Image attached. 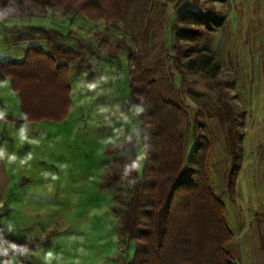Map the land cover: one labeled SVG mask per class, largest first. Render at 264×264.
Listing matches in <instances>:
<instances>
[{
    "label": "rangeland",
    "instance_id": "374dc122",
    "mask_svg": "<svg viewBox=\"0 0 264 264\" xmlns=\"http://www.w3.org/2000/svg\"><path fill=\"white\" fill-rule=\"evenodd\" d=\"M177 1L138 0L127 20L115 24L62 10L49 9L40 21L0 13L9 25H1L6 28L8 47L22 43L18 39L20 26L14 25L19 21L58 29L64 34L61 41L83 50L70 64L72 106L66 120L41 121L35 124L36 129L25 128L20 134L15 172L21 176L14 179L10 208H2L0 215L15 239L6 241L12 264H127L132 258L134 244L121 230L124 204L116 199L115 187L105 184L109 165L127 153L108 151L117 145L134 140L140 172L145 162L143 108L132 97L130 51L142 58L165 92L183 103L188 152L200 133L213 142L208 172L214 191L223 198L227 222L234 232L228 244L233 261L264 264V78L258 83L252 78L246 50L237 53L233 67L225 66L224 35L219 32L210 40L211 51L223 66L217 77L177 68L172 33L173 25L179 23L176 12L204 11L210 5L202 9L203 0H182L179 10L175 8ZM23 41L40 43L47 49L42 37ZM18 56L19 49L7 52L0 38V59ZM7 83L10 85L9 79ZM258 91L255 101L262 112L257 115L260 121L254 123L255 116L243 100L247 102L248 95ZM226 110L240 124L230 120L231 124L222 125L220 116H225ZM228 125L238 135L242 151L233 191L226 181L231 166ZM121 193L127 195L129 190L124 187ZM29 245H33L32 250Z\"/></svg>",
    "mask_w": 264,
    "mask_h": 264
},
{
    "label": "trees",
    "instance_id": "16d2710c",
    "mask_svg": "<svg viewBox=\"0 0 264 264\" xmlns=\"http://www.w3.org/2000/svg\"><path fill=\"white\" fill-rule=\"evenodd\" d=\"M137 1L0 0V13L20 19L45 17L49 9L62 10L95 22L115 24L127 20ZM181 5L182 0H178L175 8ZM180 11L176 12L179 23L172 27L177 68L187 67L190 72L217 77L223 66L206 44L213 30L223 24L224 16L213 3L204 11ZM14 25L20 26L19 40L42 37L47 49L32 43L22 58L0 61L1 77L10 78L27 121L63 122L72 106L70 64L83 50L61 41L64 34L58 29L19 21ZM183 56L187 58L184 62ZM127 59L132 97L143 108L145 162L140 172L135 142L130 140L108 150L127 153L111 163L105 175V184L115 187L116 199L124 204L121 230L134 244L127 264H236L228 249L234 232L227 222V208L222 196L214 191L208 172L212 140L200 133L188 152L183 103L178 96L164 91L136 52H128ZM225 114L220 116L222 125L232 121L240 124L232 120L228 110ZM233 133L232 125H228L226 143L231 166L226 181L232 191L242 166L238 135ZM124 187L129 194L121 193ZM0 236L4 241L15 240L1 225ZM27 248L32 250L33 245Z\"/></svg>",
    "mask_w": 264,
    "mask_h": 264
},
{
    "label": "crops",
    "instance_id": "0c3cea01",
    "mask_svg": "<svg viewBox=\"0 0 264 264\" xmlns=\"http://www.w3.org/2000/svg\"><path fill=\"white\" fill-rule=\"evenodd\" d=\"M205 9L209 4L213 3L217 12H220L224 16V22L221 26L213 30L212 35L208 41L210 42L209 49L212 50L211 39L213 40V34L223 33L224 35V50L226 51L225 66L233 67L234 57H236L239 51H248L249 71L252 78L258 83L263 81L264 78V0H203ZM207 4V5H206ZM202 5L199 7L201 8ZM34 20H41L44 17H33ZM1 19V18H0ZM8 27L7 22L0 20V38L3 41V48L9 51V49H19L21 56L5 58L6 61L11 58L20 59L24 56L25 49L31 45L25 44L23 40H19L22 43L8 47L4 41L6 39L3 26ZM33 24V23H31ZM39 25L37 23H34ZM44 26V25H43ZM52 28V27H51ZM8 40L6 39V42ZM236 62V60H235ZM222 63V62H221ZM249 74V72L247 71ZM1 75V74H0ZM251 78V77H248ZM9 77L2 78L0 76V215L2 208H7L10 199H12L11 188L14 183V179L21 175L16 173L18 168V145L21 141L20 134L25 128L36 129L35 124L38 122H30L24 118V112L21 107L20 98L18 94L13 90L11 80L10 85L7 83ZM258 79V81H257ZM72 87V86H71ZM258 94L256 92L248 95V101L243 102L247 105L248 112L255 117H252L253 122H259L260 119L257 115L261 113L259 109ZM48 121V120H43ZM53 122V121H50ZM23 133V132H22ZM1 219V217H0ZM0 225L4 228V231L8 233L5 225L0 221ZM1 237V236H0ZM11 252V251H10ZM19 261L21 256L17 255ZM11 260V256H10ZM12 264V261L10 262Z\"/></svg>",
    "mask_w": 264,
    "mask_h": 264
},
{
    "label": "built area",
    "instance_id": "2783aa9c",
    "mask_svg": "<svg viewBox=\"0 0 264 264\" xmlns=\"http://www.w3.org/2000/svg\"><path fill=\"white\" fill-rule=\"evenodd\" d=\"M10 256L11 252L6 241L0 237V264H10Z\"/></svg>",
    "mask_w": 264,
    "mask_h": 264
}]
</instances>
